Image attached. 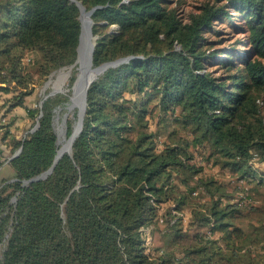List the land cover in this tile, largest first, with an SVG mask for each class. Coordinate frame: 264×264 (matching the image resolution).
Instances as JSON below:
<instances>
[{
	"label": "trees",
	"instance_id": "1",
	"mask_svg": "<svg viewBox=\"0 0 264 264\" xmlns=\"http://www.w3.org/2000/svg\"><path fill=\"white\" fill-rule=\"evenodd\" d=\"M76 1L100 5L93 66L128 59L89 85L71 151L25 183L59 148L76 66L24 102L75 61ZM185 1L0 0V143L21 148L0 144V264H264V0ZM227 19L244 51L213 48ZM16 107L35 126L21 138Z\"/></svg>",
	"mask_w": 264,
	"mask_h": 264
},
{
	"label": "water",
	"instance_id": "2",
	"mask_svg": "<svg viewBox=\"0 0 264 264\" xmlns=\"http://www.w3.org/2000/svg\"><path fill=\"white\" fill-rule=\"evenodd\" d=\"M76 3L79 6V10H80L79 16H78V18L80 20V33H79V41L77 44V56H76L75 61L70 66L58 69L59 71H61L63 69H66V71H70V68L75 63H77L78 58H79L80 53H81V49L87 54V59L85 62V71L82 75L81 84H80L78 93L76 95L77 102H78L75 105L77 107L76 120H75V123L72 127V130L70 131V133L67 137V147L62 151H59V149H57V152L55 154L53 162L49 166V168H47L45 171L41 172L40 174H38L34 177H31L29 179L24 180L25 183L46 177L52 171L56 162L62 156V154L64 152H70L71 151L72 143L82 128L83 116H84L85 107H86L87 90H88L89 85L98 76V74L101 73L105 68H107L108 66H111V65H116L119 62H122V61L128 59L126 57H122V58H118L116 60L104 62V63L97 65V66H93V51H94V47L96 44L97 36L94 35L92 32L93 19L91 17V14L93 13L94 9L97 7H100V5H96L90 9H86L85 6H83L79 1H76ZM85 22L87 23L86 25H85ZM58 70H56V71H58ZM56 71H54V72H56ZM54 72H52L49 75L48 79L44 83V86H46L50 82L51 76L53 75ZM74 82L71 86L72 92H71V95L69 97V102L66 104L67 110H70V102L72 101L73 96L75 95ZM58 91H63V89L62 90L61 89H59V90L52 89L51 91L44 94V98L47 95L53 94V93L58 92ZM56 118H57V116L55 117V120H56ZM66 118H67V113H64V115L62 117V124H61V130L64 133L67 132ZM58 132L56 131L57 136L59 135ZM57 143H59L58 138H57ZM20 151H21V148H19L15 153H13L9 159L17 156Z\"/></svg>",
	"mask_w": 264,
	"mask_h": 264
},
{
	"label": "rangeland",
	"instance_id": "3",
	"mask_svg": "<svg viewBox=\"0 0 264 264\" xmlns=\"http://www.w3.org/2000/svg\"><path fill=\"white\" fill-rule=\"evenodd\" d=\"M198 2V0H186L184 5V9L185 11L189 10L192 5L196 4ZM237 15L234 16V19L232 21H236L237 19ZM216 27L219 29L220 31V35L219 36H214L212 37V39H214V43H213V48H224V47H228L231 46L233 43L236 44L237 48L241 51H244V45L239 44V42H237V39H241L244 38L245 34L244 33H238L235 32L231 27H230V23H229V19L224 20L222 22H218L216 23ZM223 37V40L219 39L220 37ZM221 40V41H220ZM221 53H219L220 55H225L224 51L225 50H217ZM78 65V63L74 64L71 68H70V73L68 75H65V80L62 86L63 91L68 89L69 84L71 83L70 80H72L73 77V71L75 69V66ZM65 70V71H64ZM64 74L66 73V69H63ZM59 73V70L54 72L51 79L52 81H50L46 86H44V83L37 85L35 91L33 94L26 96L25 97V104H27L28 106H36L40 100L42 99V96L44 93H47L49 91H51L53 89V81L54 79L57 77V74ZM73 82L71 83L72 86ZM71 103V102H70ZM5 111V109H3ZM76 112H77V107H73L71 110H60L57 113V118L55 120V129L58 132L61 128V124H62V117L64 115V113H67V118H66V127L67 124H70L72 127L75 123L76 120ZM16 114L17 118L14 122V124L11 125V131L14 135H16V137L21 138L22 136H24L26 134V132L28 130H33L34 129V124L32 123V120H27L26 118V114L25 111L23 109V107H16L12 112H11V116ZM10 115V113L8 114V116L6 118H8ZM1 122V119H0ZM59 133V132H58ZM68 133H65V136L68 137ZM57 138L59 139V135L57 136ZM1 146L3 145L2 143H0ZM4 146V145H3ZM58 147H60L59 143H58ZM4 148H6L4 146ZM6 155L11 156V154H9V150L8 148H6L5 150ZM218 167L214 166L212 169V172H218ZM12 174V168L8 165V164H3L0 166V179L2 177H9ZM221 179H223L224 181L228 178L226 175H221L220 176ZM147 241L151 242V245H158L160 244V236L159 233L157 232V230H154L149 236H147Z\"/></svg>",
	"mask_w": 264,
	"mask_h": 264
},
{
	"label": "bare ground",
	"instance_id": "4",
	"mask_svg": "<svg viewBox=\"0 0 264 264\" xmlns=\"http://www.w3.org/2000/svg\"><path fill=\"white\" fill-rule=\"evenodd\" d=\"M86 24L87 23L85 22V25ZM86 59H87V54L81 49V53H80V56H79L78 61H77L78 65H76L77 74H76V78L74 80L75 81L74 82L75 95L73 96V99L70 103V110L73 107H76L75 105L78 103L76 95L78 93V90H79V87L81 84L82 75L85 71ZM69 73H70V71H66L65 74H64L63 70L59 71V73L57 74V77L53 81V89L54 90H59V89L62 90V86H63L64 80L66 77L65 75H68ZM50 81H52V79H50ZM59 145H60V147L58 148L59 151H62L67 147V137L65 136V133L61 130V128L59 130Z\"/></svg>",
	"mask_w": 264,
	"mask_h": 264
}]
</instances>
